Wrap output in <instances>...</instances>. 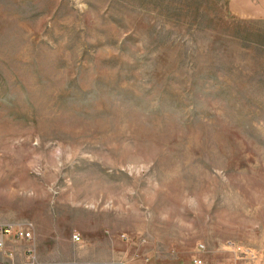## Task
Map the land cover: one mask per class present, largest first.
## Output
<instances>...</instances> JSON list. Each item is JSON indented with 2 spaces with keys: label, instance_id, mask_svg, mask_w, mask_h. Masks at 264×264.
I'll list each match as a JSON object with an SVG mask.
<instances>
[{
  "label": "rangeland",
  "instance_id": "1",
  "mask_svg": "<svg viewBox=\"0 0 264 264\" xmlns=\"http://www.w3.org/2000/svg\"><path fill=\"white\" fill-rule=\"evenodd\" d=\"M246 5L0 0V226L32 225L33 264L264 250V13Z\"/></svg>",
  "mask_w": 264,
  "mask_h": 264
},
{
  "label": "built area",
  "instance_id": "2",
  "mask_svg": "<svg viewBox=\"0 0 264 264\" xmlns=\"http://www.w3.org/2000/svg\"><path fill=\"white\" fill-rule=\"evenodd\" d=\"M33 239V228L30 223L23 226H0V253L7 259L10 264L14 263L15 253L12 250V244L14 241H20L27 243L26 249L24 251V261L21 264H33L34 263V250L32 248L31 242ZM75 241H79V237L73 235ZM143 240H138V244H141ZM225 248H227L233 255L235 260L240 258L247 261H253L257 257V252L249 247L243 245H236L231 242L225 243ZM196 250L198 252H204L205 248L203 244L198 243L196 245ZM142 261L147 262V257L142 256ZM76 264V263H73ZM191 264H205V262L198 256H195L191 260Z\"/></svg>",
  "mask_w": 264,
  "mask_h": 264
},
{
  "label": "crops",
  "instance_id": "3",
  "mask_svg": "<svg viewBox=\"0 0 264 264\" xmlns=\"http://www.w3.org/2000/svg\"><path fill=\"white\" fill-rule=\"evenodd\" d=\"M224 2H227V3H233V2H236V3H246V7L248 9V12L247 14L250 12L251 10V7L254 9V13H257V14H263L264 13V0H222ZM243 10H241L242 12ZM240 12V13H241ZM261 253L259 254L258 253V257L256 260L252 261V262H249V263H245V264H264V250L262 249V251H260ZM227 257V258H225ZM205 264H211L209 262H207V260L205 259H202ZM219 262L217 264H240L239 262H232L231 261V258L229 257L228 253H223V258L221 259H218Z\"/></svg>",
  "mask_w": 264,
  "mask_h": 264
}]
</instances>
